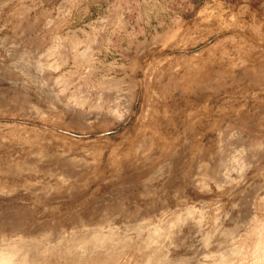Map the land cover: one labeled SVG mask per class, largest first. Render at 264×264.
I'll list each match as a JSON object with an SVG mask.
<instances>
[{
	"label": "rangeland",
	"instance_id": "1",
	"mask_svg": "<svg viewBox=\"0 0 264 264\" xmlns=\"http://www.w3.org/2000/svg\"><path fill=\"white\" fill-rule=\"evenodd\" d=\"M0 264H264V8L0 0Z\"/></svg>",
	"mask_w": 264,
	"mask_h": 264
},
{
	"label": "crops",
	"instance_id": "2",
	"mask_svg": "<svg viewBox=\"0 0 264 264\" xmlns=\"http://www.w3.org/2000/svg\"><path fill=\"white\" fill-rule=\"evenodd\" d=\"M231 4H236L238 6H255L256 4H260L264 8V0H230Z\"/></svg>",
	"mask_w": 264,
	"mask_h": 264
}]
</instances>
